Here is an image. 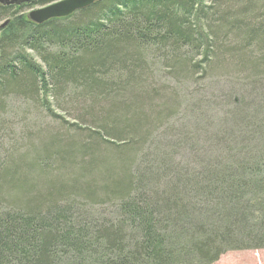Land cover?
Here are the masks:
<instances>
[{"label":"trees","instance_id":"obj_1","mask_svg":"<svg viewBox=\"0 0 264 264\" xmlns=\"http://www.w3.org/2000/svg\"><path fill=\"white\" fill-rule=\"evenodd\" d=\"M27 7L0 5V22H6L0 29V135L12 102L39 105L56 120L49 100L60 110L57 101L67 100L87 105L76 121L88 119L81 122L90 138L41 133L25 146L34 154L31 163L23 161L26 154L0 164V188L22 196L13 206L0 200V264L211 263L226 248L209 243L221 228L195 225L192 217L203 215L188 210L189 193L211 200L237 234L264 238V124L250 133L248 104L235 99V110L225 115L244 126L258 151H234L216 138L219 131L187 136L167 121L178 114L175 86L195 72L261 77L264 0H98L39 25L22 14ZM150 151L197 159L201 172L192 179L191 170L177 166L176 180L168 182L162 169L155 177L150 167L135 168ZM28 175L38 178L37 197L24 192L34 184H26ZM163 180L174 193L159 200L150 190ZM180 180L182 192L174 188ZM207 221L215 222L213 216Z\"/></svg>","mask_w":264,"mask_h":264},{"label":"rangeland","instance_id":"obj_2","mask_svg":"<svg viewBox=\"0 0 264 264\" xmlns=\"http://www.w3.org/2000/svg\"><path fill=\"white\" fill-rule=\"evenodd\" d=\"M59 1L60 0H57L46 5L38 4L28 6L23 10L22 14L29 21L28 14L30 11ZM263 16L264 15L261 13L260 17ZM2 24L3 23H1L0 26ZM224 48L226 50V47ZM240 52L243 51L241 50ZM248 52L250 53L251 50ZM243 57L246 58L247 56ZM197 60H200V58L197 57L193 62ZM36 62L39 63L37 60ZM249 67L250 65L246 64L242 68ZM158 69V72L162 73L163 69L157 67L156 70ZM204 69L198 73L195 72L196 74L193 73L192 78L186 85L175 86L174 90L178 93V98H175L176 104H179L178 114L175 115V112L173 115L169 116V119H167L169 125L173 128L172 130L187 136L198 135L199 137L204 138L217 135V131H219L220 135H217L218 137L216 138H221L223 141H227L230 147L231 145L234 147V151H258V148L255 149L254 144L248 141L252 138L248 136L247 130L244 128V126L229 123L225 114L227 111H230V109L231 111L235 110V99H239L242 104H248V115L252 114L248 118L249 121L252 123L254 122L253 126H251L252 128H249L250 133L253 134L255 131L258 132V129L256 128L264 124V70L259 72L261 77H256L258 74H255V77H252L251 79L249 78L248 80L245 79L246 76L240 75L242 79L240 80L231 78L232 76L229 75V72H223L221 75H219L220 72L217 74L211 73L213 72L212 69L206 76ZM211 75L212 77H210ZM202 77H205V79L208 77L209 78L201 81L200 79ZM168 84L171 86V82H168ZM68 101L70 100L68 99ZM57 102L63 110L55 108L52 100H49L48 108L49 111L55 115L56 120L48 117L46 111L39 105L37 107H29L19 102H12L10 106L8 105L6 114L2 115L1 118L6 123V129L4 128V131L0 135V161L2 160V163L0 162V164H5L6 162L10 163L11 161L22 157L21 155H26L27 151L24 150L25 146H28V138L31 139L32 136H37L41 133L47 134L49 136L59 135L62 137L68 136L72 138H77V134L81 140L85 141L90 138L86 133L88 129L86 126H84L85 123L82 124L81 122L82 120L88 121V119L84 118L80 120L79 124H77L76 121V118H78L76 115H80L78 111H80L82 114L87 105H83L81 102L76 101H70V103H66L67 100L66 102ZM150 104L160 107L165 103L154 101ZM251 109L253 112H251ZM170 111L172 114L173 110L171 109ZM90 129L92 128L90 127ZM262 132H264V129ZM233 140L237 141L234 142ZM98 145L101 146V144ZM204 150L212 151L210 149ZM181 151L185 150L181 149ZM47 154L51 153L47 152ZM33 155L34 154L29 151L25 160L23 161L27 164L31 163L30 159ZM144 156L147 158L139 159L135 168L142 171L143 169L147 170L150 167L153 170L148 169V173H151L155 177L156 173L154 170L162 169L165 172L162 177H166L168 180H170L168 182H174L173 180H176L175 177L174 179L171 177L174 176L177 166L181 169L188 168L191 170L190 175L192 179L193 177L200 174L202 168V165L198 163L197 159H191L190 157L181 158L176 156L175 158H168L163 156H154V152L152 151L146 152ZM152 160L154 163H152ZM147 162H150V164L146 165ZM29 172L34 176L37 174V172L33 169ZM1 177H3V174H1ZM15 179H17V177H15ZM36 179L37 182L35 183ZM149 179H151L150 176ZM32 181L34 184L29 190L24 192L29 191L30 194H33L31 195L32 197H37L41 194V191L37 189L39 182L38 178H33L28 175L26 184L32 183ZM153 183L156 182L154 181ZM176 183L174 188L182 192V187L186 185V183L184 181L181 182V180L177 181ZM167 184L168 183L164 180L160 181L159 183L157 182L156 184L152 185L150 192H153L154 196L159 200L166 199L174 193V189H171L170 191L167 189L165 190V188H167ZM55 190H53L52 193H55ZM12 191L13 190L0 188V200L3 203H10L13 206L12 203L18 202L22 196L19 195L20 193L18 190H16L15 194H12ZM185 197L187 200L190 199L189 203L187 204L188 210L191 213L194 212L195 214L203 215L192 217L194 219L195 225L208 231H213V227L216 225L221 228L219 230L213 231L212 235H210L209 243L214 245V247L218 246L220 243H223L224 247L226 248L222 253L217 255L216 260L208 264H264V238L261 234L255 241H252L251 238L249 240L248 236L237 234L236 228H232L231 224L224 221V217L218 214L214 209V203L211 200L198 199V195H193L190 193L185 194ZM96 203H98V201ZM260 206L263 207L262 205ZM100 207L101 206L95 205V210H99ZM261 215L264 216L263 213ZM211 216L214 217L215 222L207 221ZM174 223L175 224L173 225L175 227H180L182 225L181 220L179 223ZM202 224H204L203 227ZM206 235L207 237L209 236L207 233ZM196 238H198V236H196ZM191 259L192 258L189 260Z\"/></svg>","mask_w":264,"mask_h":264},{"label":"water","instance_id":"obj_3","mask_svg":"<svg viewBox=\"0 0 264 264\" xmlns=\"http://www.w3.org/2000/svg\"><path fill=\"white\" fill-rule=\"evenodd\" d=\"M38 0H0V5L4 6H29ZM98 0H60L45 7L32 10L28 14L29 21L35 24H43L52 19L69 17L79 10H83ZM4 22L0 28L5 26Z\"/></svg>","mask_w":264,"mask_h":264}]
</instances>
